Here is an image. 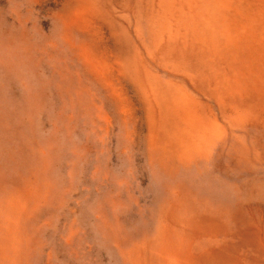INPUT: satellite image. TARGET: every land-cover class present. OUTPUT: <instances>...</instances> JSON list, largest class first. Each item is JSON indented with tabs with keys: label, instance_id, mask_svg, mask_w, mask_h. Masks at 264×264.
Here are the masks:
<instances>
[{
	"label": "rangeland",
	"instance_id": "1",
	"mask_svg": "<svg viewBox=\"0 0 264 264\" xmlns=\"http://www.w3.org/2000/svg\"><path fill=\"white\" fill-rule=\"evenodd\" d=\"M0 264H264V0H0Z\"/></svg>",
	"mask_w": 264,
	"mask_h": 264
}]
</instances>
